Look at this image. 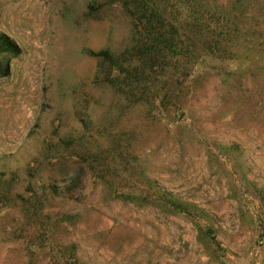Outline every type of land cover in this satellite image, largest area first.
<instances>
[{
    "label": "rangeland",
    "instance_id": "1",
    "mask_svg": "<svg viewBox=\"0 0 264 264\" xmlns=\"http://www.w3.org/2000/svg\"><path fill=\"white\" fill-rule=\"evenodd\" d=\"M126 1L0 0V264H264V0L129 87Z\"/></svg>",
    "mask_w": 264,
    "mask_h": 264
},
{
    "label": "trees",
    "instance_id": "2",
    "mask_svg": "<svg viewBox=\"0 0 264 264\" xmlns=\"http://www.w3.org/2000/svg\"><path fill=\"white\" fill-rule=\"evenodd\" d=\"M161 1L168 7V0H158V7L142 2V0L126 1L128 5H133L136 10L140 11L139 16L136 12L133 14L134 18L137 16L138 19L136 45H134L133 51L120 61L127 66L123 67L122 64H118L121 73L126 74L127 78L124 84L128 87L130 84H153L169 64L168 57L171 55V59L177 57L175 55L177 51L181 58L188 59L185 74H183L185 76L192 65V56L199 49V43L195 44L193 38L205 34L215 33L217 35V31L220 29L219 13L211 7H207L210 0H198V3L196 0H185L186 32L180 35L177 24L167 21V17H164L167 11L161 5ZM191 1L197 3V6L192 5ZM0 41L14 55L20 53L19 47L8 37L2 35ZM95 56L113 61L108 52L96 53ZM134 60L135 63L132 65Z\"/></svg>",
    "mask_w": 264,
    "mask_h": 264
}]
</instances>
